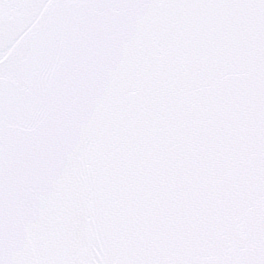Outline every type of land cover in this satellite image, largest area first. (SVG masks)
<instances>
[{"label":"snow or ice","instance_id":"obj_1","mask_svg":"<svg viewBox=\"0 0 264 264\" xmlns=\"http://www.w3.org/2000/svg\"><path fill=\"white\" fill-rule=\"evenodd\" d=\"M0 264H264V0H0Z\"/></svg>","mask_w":264,"mask_h":264}]
</instances>
